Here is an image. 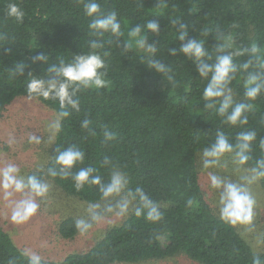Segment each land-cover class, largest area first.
<instances>
[{"label": "trees", "instance_id": "obj_1", "mask_svg": "<svg viewBox=\"0 0 264 264\" xmlns=\"http://www.w3.org/2000/svg\"><path fill=\"white\" fill-rule=\"evenodd\" d=\"M16 3L24 12L23 23L7 17L9 3ZM105 11H115L124 24L135 27L147 20H156L161 33H149V42H156L155 59L168 64L175 73V83L167 82L148 69L147 55L134 48L123 51L124 39L103 38L104 47L97 51L107 65L105 89H87L78 93L80 111H73L62 122L49 150L46 171L57 149L70 144L85 152V165L94 166L107 180L110 169L101 167L104 156L125 172L129 187H141L160 205L163 219L152 223L131 214L122 224L107 230L89 251L68 256L60 262L44 260V264H137L184 255L200 264H251L253 252L237 235L234 227L222 222L205 200L198 182L197 154L223 130L234 140L240 131L254 130L253 163L264 157L258 146L264 137V93L255 101L248 115V124L232 128L222 123L216 111L204 108L203 90L207 81L199 78L196 66L183 55L171 56L169 48H178L176 39L183 23L189 37L205 41L210 56L215 45L226 43L228 51L236 52L256 44L264 56V0H99ZM90 18L83 11L81 0H0V33L8 39L0 41V117L15 98L28 96L27 73L44 75L48 65L33 63L39 52L49 56V64L63 58L91 51L88 41L101 39L89 35ZM223 39H219V36ZM249 59L247 54L234 57L239 66ZM27 68L24 76H12L16 62ZM255 65L248 71H255ZM247 72L240 69L230 85L236 102L244 97ZM54 112L58 102L38 98ZM89 121L88 129L81 127ZM115 134L106 142L104 130ZM32 174L40 175L34 172ZM66 196L82 202H98L95 186L76 191L69 178L51 181ZM264 191V180L260 181ZM189 201L191 203H189ZM73 218L59 225L63 238L78 232ZM22 251L0 226V264H26Z\"/></svg>", "mask_w": 264, "mask_h": 264}, {"label": "clouds", "instance_id": "obj_2", "mask_svg": "<svg viewBox=\"0 0 264 264\" xmlns=\"http://www.w3.org/2000/svg\"><path fill=\"white\" fill-rule=\"evenodd\" d=\"M86 17L90 18L88 24L89 35L101 39L88 41L91 51L79 55H73L71 60L61 58L58 62L49 64V56L43 52L37 53L33 63L48 65L44 75L27 73L26 92L29 99L42 98L45 101L58 102L59 111L54 113L48 123L50 132L49 140L54 141L62 129V122L73 111H80L78 93L87 89H105L109 81L107 65L104 56L97 50L104 47L103 38L107 35L108 42L112 38L120 40L125 37L122 31L121 21L117 13L105 11L99 0H81ZM7 17L14 18L17 23H23L25 12L16 4L9 3L5 10ZM179 28L176 39L180 42L178 48H169L171 56L183 55L195 66L199 78L207 81L203 90L204 108L215 110L224 125L236 128L248 124V113L252 111L255 101L264 93V56L261 49L253 44L249 48L232 52L227 49L230 45L219 43L215 45V56H210L205 46V41L189 37L187 26L183 23L176 25ZM149 33L159 36L160 24L156 20H147L144 24H138L129 28L123 43V51L139 49L147 55V67L163 77L167 82L175 83V73L168 64L155 59L158 51L156 42H149ZM223 39V36H219ZM4 33H0V41L7 40ZM247 54L249 59L237 66L234 57ZM255 65V71H248ZM27 65L16 62L9 69L12 76H24ZM243 69L247 72L244 79V97L248 102H236L233 97L232 81L236 79L237 72ZM81 127L88 129L89 121L85 119ZM106 142L115 139V134L104 130ZM29 143L39 144L40 137L34 133L29 134ZM257 142V133L254 130L240 131L233 139H230L223 130L216 131L215 139L202 149L203 169H224L229 163L233 171L238 175L236 180L227 176L209 173V181L212 189L218 192L219 219L227 225L238 228L242 234L252 230L254 224V209L256 198L253 195L252 186L264 180V157L256 159L253 163V145ZM15 138L9 137V147H13ZM258 146L264 151V137L259 139ZM85 165V152L76 144H70L59 148L46 171L43 167L38 169L41 173L26 174L15 162L0 161V194L3 199L11 202L10 220L15 225H24L35 217L39 211L41 202L44 201L51 190V181L71 179L76 191H82L86 186H95L99 192L98 202H89L86 215L75 220V229L81 237L87 236L94 226L106 221L109 216L126 218L130 213L137 217L144 216L152 223H158L163 219L160 205L152 200L141 187L134 190L129 187L128 175L119 170L109 156H104L101 167L110 169L107 180L98 174L96 167ZM189 203H191L189 201ZM258 243H264L257 237ZM21 256L26 264H44L43 257L32 251L24 249ZM9 264H16L11 259ZM251 264H264V256L253 252Z\"/></svg>", "mask_w": 264, "mask_h": 264}, {"label": "rangeland", "instance_id": "obj_3", "mask_svg": "<svg viewBox=\"0 0 264 264\" xmlns=\"http://www.w3.org/2000/svg\"><path fill=\"white\" fill-rule=\"evenodd\" d=\"M133 25L126 22L123 27L126 33ZM135 49V48H134ZM139 53L146 54L142 50L135 49ZM236 99V95L233 93ZM54 111L43 104L38 98L29 99L28 96L18 97L11 101L3 110L0 117V161L15 162L26 174L38 172L48 160L49 150L53 141L47 125L54 116ZM40 137L39 144L29 143V134ZM15 138V145L9 147V137ZM196 168L198 182L203 191L205 200L210 205L213 213L219 217L217 201L218 192L211 188L209 173L215 172L227 176L232 180L238 178L229 163L224 169H203L202 151L197 154ZM48 197L41 202L39 213L24 225H15L10 220L11 202L3 199L0 194V226L9 234L14 244L21 251L31 249L39 253L43 260L60 262L68 256L89 251L103 237L107 230L122 224L126 218L109 216L106 221L94 226L87 236L81 237L78 233L72 238H63L59 232V225L64 219L74 220L86 215L87 204L76 198L66 196L53 183ZM253 195L256 198L254 209V224L252 230L244 232L235 228L237 235L249 246L252 252H258L264 256V243H258L257 237L264 240V191L260 182L252 186ZM128 264V263H117ZM137 264H200L192 261L184 255L173 258L147 260Z\"/></svg>", "mask_w": 264, "mask_h": 264}]
</instances>
